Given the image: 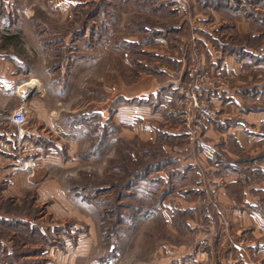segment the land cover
Listing matches in <instances>:
<instances>
[{"label": "rangeland", "instance_id": "374dc122", "mask_svg": "<svg viewBox=\"0 0 264 264\" xmlns=\"http://www.w3.org/2000/svg\"><path fill=\"white\" fill-rule=\"evenodd\" d=\"M3 59L0 264H264V0H0Z\"/></svg>", "mask_w": 264, "mask_h": 264}, {"label": "crops", "instance_id": "0c3cea01", "mask_svg": "<svg viewBox=\"0 0 264 264\" xmlns=\"http://www.w3.org/2000/svg\"><path fill=\"white\" fill-rule=\"evenodd\" d=\"M13 71V67L11 66L10 62H7L6 60H2L0 62V80L2 82L7 81V79L12 80L14 82V80H16V78L13 77H9L8 74L11 73ZM35 78V77H34ZM0 81V82H1ZM38 81L37 79H32L31 81L27 82V83H23L21 85H19V87H17V91L19 93H21L22 95H28L29 92L36 90L37 86H38Z\"/></svg>", "mask_w": 264, "mask_h": 264}, {"label": "built area", "instance_id": "2783aa9c", "mask_svg": "<svg viewBox=\"0 0 264 264\" xmlns=\"http://www.w3.org/2000/svg\"><path fill=\"white\" fill-rule=\"evenodd\" d=\"M11 119L14 123L24 124L28 119V108L25 105L20 106L12 113Z\"/></svg>", "mask_w": 264, "mask_h": 264}]
</instances>
